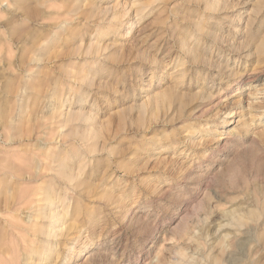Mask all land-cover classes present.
<instances>
[{"label":"rangeland","instance_id":"rangeland-1","mask_svg":"<svg viewBox=\"0 0 264 264\" xmlns=\"http://www.w3.org/2000/svg\"><path fill=\"white\" fill-rule=\"evenodd\" d=\"M15 7L0 264H264V0Z\"/></svg>","mask_w":264,"mask_h":264},{"label":"bare ground","instance_id":"bare-ground-1","mask_svg":"<svg viewBox=\"0 0 264 264\" xmlns=\"http://www.w3.org/2000/svg\"><path fill=\"white\" fill-rule=\"evenodd\" d=\"M17 2H18V0H0V11H4L5 13L10 14V15L12 14L11 16H13V13L15 14V12L17 14L18 10L15 7ZM12 11H14V12H12ZM47 15L51 16L52 13L49 11V12H47ZM27 21H29V20L27 19ZM9 25H10V22L5 21V22L1 23L0 26L2 28L6 29L7 27H9ZM47 35H48V40L50 43L52 40V26L51 25L48 26ZM36 36L37 35H36V33H34V31L26 32V34H24V35L23 34H17L16 35V33H15V35H13V36H8V38L6 40V44H8V46H11L14 44V46L16 47V49L18 51H21L23 53L27 52V53L31 54L34 57V59L32 61H34L35 58L38 57V56H36V52H38L42 47V45L40 44V42L38 41ZM4 51L6 52V48H4ZM232 117H233V113L230 115V118H232ZM229 124H232V120H231V122H229Z\"/></svg>","mask_w":264,"mask_h":264},{"label":"clouds","instance_id":"clouds-1","mask_svg":"<svg viewBox=\"0 0 264 264\" xmlns=\"http://www.w3.org/2000/svg\"><path fill=\"white\" fill-rule=\"evenodd\" d=\"M201 35L210 36L211 35V29L210 28H206L205 31H203L201 33Z\"/></svg>","mask_w":264,"mask_h":264}]
</instances>
